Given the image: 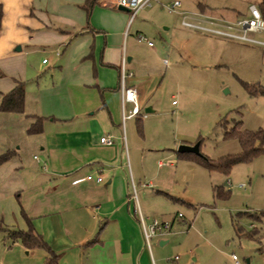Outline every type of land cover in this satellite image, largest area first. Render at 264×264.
Listing matches in <instances>:
<instances>
[{"label": "crops", "instance_id": "crops-1", "mask_svg": "<svg viewBox=\"0 0 264 264\" xmlns=\"http://www.w3.org/2000/svg\"><path fill=\"white\" fill-rule=\"evenodd\" d=\"M116 1L97 0L86 14L81 7L85 0H54L56 13L47 16L35 10L31 0H0V94L10 91L14 80L24 85L23 113H0V155L11 152L0 164V264H44L43 250H27L7 237V232L26 231L20 212L57 256V264H155L151 245L149 250L144 247L138 215L128 200L130 183L138 188L136 205L144 225L154 219L147 215V200H176L165 192L149 191L130 165L124 127L131 119L121 123L118 79L124 60L123 68L131 74L124 83L136 89L139 113L145 115L152 112L146 103L160 74L150 59L140 62L136 57V46L145 43L148 54L155 55L153 46L147 45L143 35L145 40H139L138 33L129 34L143 8L129 20V13L120 10ZM255 1L243 9L222 7L218 13L210 3L197 2L196 12L179 5L173 14L179 27L192 33L187 41L193 38L190 42L196 41L206 52L215 50L216 55L227 46L224 39L181 26L182 14L235 22L240 16L249 17L251 5L264 8V0ZM34 27L45 32V44L56 47L58 102L25 91L29 53L25 48L33 41ZM31 117L43 119L35 135L26 134ZM136 121L140 124V118ZM102 137H108L111 144L99 143ZM97 175L101 176L98 183L83 179ZM174 221L179 222L172 216L170 224ZM166 243L158 240L157 246ZM177 260L173 257V262Z\"/></svg>", "mask_w": 264, "mask_h": 264}, {"label": "rangeland", "instance_id": "rangeland-1", "mask_svg": "<svg viewBox=\"0 0 264 264\" xmlns=\"http://www.w3.org/2000/svg\"><path fill=\"white\" fill-rule=\"evenodd\" d=\"M31 1L35 10L55 15L54 0ZM177 1L189 12H196L197 2L206 1L216 13L222 7L243 9L249 1L258 3ZM167 3L151 1L129 28L130 35H143L156 50L155 55L148 54L142 43L136 46V57L140 62L150 59L160 76L146 103L152 112L140 117V124L136 121L139 118L125 122V147L132 155L130 165L136 169L139 182L153 193L162 191L176 200H147L148 217L170 223L172 216H181L167 234L150 239V253L155 264H264V153L249 163L231 167L227 175L191 160L177 159L175 154L181 144L198 143L199 154L216 161L240 152L237 141L223 139L224 132L236 123L241 122L245 130H264V46L211 35L224 39L227 46L216 55L215 50L206 52L196 41L190 42L193 38L187 41L192 33L181 29L178 18L166 12L163 5ZM245 18L240 16L239 20ZM50 21L58 22L53 18ZM34 28L33 41L25 48L29 51L25 91L58 102L56 47L45 44V32ZM248 36L264 41V32ZM42 60L47 64L42 65ZM2 135L0 129V139ZM158 162L163 165L158 167ZM216 187L228 192L227 199L213 197ZM251 233L253 237L248 236ZM158 240L167 243L158 247ZM175 256L178 260L173 262Z\"/></svg>", "mask_w": 264, "mask_h": 264}, {"label": "built area", "instance_id": "built-area-1", "mask_svg": "<svg viewBox=\"0 0 264 264\" xmlns=\"http://www.w3.org/2000/svg\"><path fill=\"white\" fill-rule=\"evenodd\" d=\"M151 1L154 0H117L116 6L126 10L129 13V20H131L138 10L147 6ZM179 5L180 4L177 0H168V3L167 5H164V8L166 12L170 14L175 13ZM180 25L185 28H190L205 34L223 37L233 41L264 46V41L248 36L249 33L264 32V18L262 17L260 10L254 5L249 7L248 18L240 19L235 22H223L219 20L214 21L211 19L199 20L195 16L182 14ZM137 38L139 40H145L142 36H137ZM146 43L148 46H151L150 42ZM41 63H45V61L42 60ZM123 64L124 60H122L120 65L118 79V93L122 124L128 119L145 116L144 114L140 115L139 113L140 108L137 103L136 89L131 86H126L124 83L125 79L130 77L131 74L124 70ZM99 143L109 145L111 144V141L108 137H102L99 139ZM83 179L87 181L93 180L95 183H98L101 181V176L97 175L94 178L91 176H85ZM128 200L133 203L134 212L138 215V225L143 245L149 250L150 239L168 232L171 228V224L167 222H158L157 220L152 219L148 225H144L136 205V196L133 186H131V193L129 194ZM176 218L180 219L181 216L177 215Z\"/></svg>", "mask_w": 264, "mask_h": 264}, {"label": "trees", "instance_id": "trees-1", "mask_svg": "<svg viewBox=\"0 0 264 264\" xmlns=\"http://www.w3.org/2000/svg\"><path fill=\"white\" fill-rule=\"evenodd\" d=\"M96 1L97 0H85L81 7L85 10L86 14H88L92 7L97 4ZM260 12L264 18V8H262ZM1 16L2 11L0 7V21ZM23 101L24 85L22 82L14 80L13 88L5 94H0V113L22 114ZM31 118L33 121L26 128V134L35 135L40 133L43 119L39 117ZM223 139L237 141L240 146V152L236 154L224 155L218 158L216 161L209 160L203 155L195 156L192 154L177 153V156L179 159L194 161L209 171H217L223 175H227L231 167L242 163H249L255 157L264 153V130H245L242 128L241 122L236 123L229 130L225 131L223 134ZM10 157L11 152L7 151L1 154L0 164L7 161ZM213 197L216 200H224L227 199L228 192L223 191L221 187H216L213 190ZM20 215L27 225L26 231L20 232L15 230L7 232V237L10 240L18 241L27 250H43L46 253L44 264H57V256L48 248L41 237L34 232L29 220L26 218L24 213L20 212ZM236 231H238L240 234L242 233L241 229L239 228H236ZM248 236L253 237V233L249 234Z\"/></svg>", "mask_w": 264, "mask_h": 264}, {"label": "water", "instance_id": "water-1", "mask_svg": "<svg viewBox=\"0 0 264 264\" xmlns=\"http://www.w3.org/2000/svg\"><path fill=\"white\" fill-rule=\"evenodd\" d=\"M119 8V7H118ZM120 10H124L123 8H119ZM147 112L148 110H144ZM177 153H186V154H192L195 156H200L199 151H198V143H195L193 145H179L176 149Z\"/></svg>", "mask_w": 264, "mask_h": 264}]
</instances>
